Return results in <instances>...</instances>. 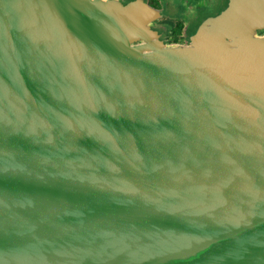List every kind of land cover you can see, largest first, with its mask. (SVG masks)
I'll return each mask as SVG.
<instances>
[{"label": "water", "instance_id": "1", "mask_svg": "<svg viewBox=\"0 0 264 264\" xmlns=\"http://www.w3.org/2000/svg\"><path fill=\"white\" fill-rule=\"evenodd\" d=\"M159 17L0 0V264H264V0Z\"/></svg>", "mask_w": 264, "mask_h": 264}, {"label": "flooded vegetation", "instance_id": "2", "mask_svg": "<svg viewBox=\"0 0 264 264\" xmlns=\"http://www.w3.org/2000/svg\"><path fill=\"white\" fill-rule=\"evenodd\" d=\"M127 4L134 0H119ZM157 9L160 17L152 29L166 44L188 45L198 28L220 16L231 0H144ZM261 33H264L262 25Z\"/></svg>", "mask_w": 264, "mask_h": 264}]
</instances>
